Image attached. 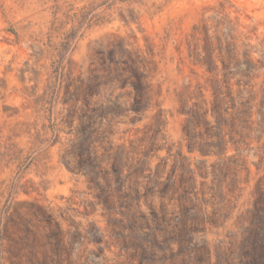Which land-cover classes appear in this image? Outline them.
Listing matches in <instances>:
<instances>
[{
    "label": "rangeland",
    "instance_id": "1",
    "mask_svg": "<svg viewBox=\"0 0 264 264\" xmlns=\"http://www.w3.org/2000/svg\"><path fill=\"white\" fill-rule=\"evenodd\" d=\"M202 25L232 41L238 69L251 58L259 100L264 0H0V264L22 234L16 211L48 248L60 225V264H242L264 126L233 134L221 171L222 157L188 151L184 111L200 86L210 100L189 56ZM112 50L144 74V109Z\"/></svg>",
    "mask_w": 264,
    "mask_h": 264
},
{
    "label": "trees",
    "instance_id": "2",
    "mask_svg": "<svg viewBox=\"0 0 264 264\" xmlns=\"http://www.w3.org/2000/svg\"><path fill=\"white\" fill-rule=\"evenodd\" d=\"M197 28L194 35L199 34L197 39H201L203 43L201 50H197L196 45L190 48L189 56H193L194 64L200 65L210 74V89L204 87L209 91L210 100H206L200 86L199 94L202 99L184 111L187 116L184 132L189 152L197 149L201 155L214 154L222 157L218 163L221 171L228 168L232 161L233 156H226L228 149L232 146L239 153V141L234 139L233 134L241 136L244 131L258 130L264 126V88L261 89V98L257 100V92L252 84L256 76L255 69L250 65L251 58L247 56L246 67L238 69L236 55L231 51L232 41L222 38L217 32L210 34V28L206 25H202V30ZM110 56L116 78L126 81L128 77L124 75L125 70L135 77L126 81L131 83L135 93L131 110L144 109L145 100L141 98L147 87L143 80L144 74L139 71L131 56L119 59L117 52L113 50L110 51ZM94 85L95 83H90L87 96L96 94ZM255 114L257 118L253 119ZM192 141L196 145H192ZM80 145L83 147H78L77 154L80 160H84L88 158L87 152H84L85 143ZM256 193L257 198L250 210L249 225L244 229L240 244L242 264H264V188L257 184ZM16 214L18 220L13 218L12 223L22 227V234L9 237L12 243L10 247L14 251L10 257L11 264H60L57 250L62 244L60 225L55 222V240L48 248L43 245L39 231L31 227V218L17 211ZM3 230L7 231V225H4ZM14 254L19 256L17 262L13 259L16 256Z\"/></svg>",
    "mask_w": 264,
    "mask_h": 264
}]
</instances>
